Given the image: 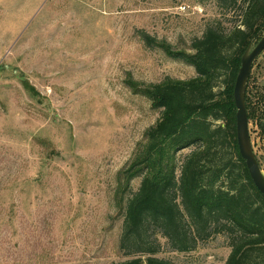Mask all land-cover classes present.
Listing matches in <instances>:
<instances>
[{
	"label": "rangeland",
	"instance_id": "374dc122",
	"mask_svg": "<svg viewBox=\"0 0 264 264\" xmlns=\"http://www.w3.org/2000/svg\"><path fill=\"white\" fill-rule=\"evenodd\" d=\"M241 14L216 0H0V264L133 258L120 249L143 178L131 171L160 117L141 91L196 78L168 51L193 55L209 26L229 32ZM253 77L264 84V52ZM250 132L264 173V135ZM194 149L178 154V177ZM160 242L156 257L176 264L231 254L224 236L188 253Z\"/></svg>",
	"mask_w": 264,
	"mask_h": 264
},
{
	"label": "trees",
	"instance_id": "16d2710c",
	"mask_svg": "<svg viewBox=\"0 0 264 264\" xmlns=\"http://www.w3.org/2000/svg\"><path fill=\"white\" fill-rule=\"evenodd\" d=\"M216 2L242 9L239 24L229 32L209 26L192 42L193 55L168 51L183 57L197 77L167 78L141 91L160 117L147 130L131 171L130 179L143 178L125 209L120 249L133 258L124 264H176L156 257L161 239L188 253L216 236L226 237L231 248L225 264H264V195L239 152L234 99L242 56L264 36V0ZM259 58L246 107L249 122L264 135V84L253 77ZM189 148L195 149L178 177L177 156Z\"/></svg>",
	"mask_w": 264,
	"mask_h": 264
},
{
	"label": "water",
	"instance_id": "95a60500",
	"mask_svg": "<svg viewBox=\"0 0 264 264\" xmlns=\"http://www.w3.org/2000/svg\"><path fill=\"white\" fill-rule=\"evenodd\" d=\"M263 52L264 36L253 49L249 47L242 56L241 69L234 90V99L237 109L236 120L239 152L243 160L246 162L247 169L255 186L264 195V173L254 152L250 132V122L246 107L248 81L255 62Z\"/></svg>",
	"mask_w": 264,
	"mask_h": 264
}]
</instances>
